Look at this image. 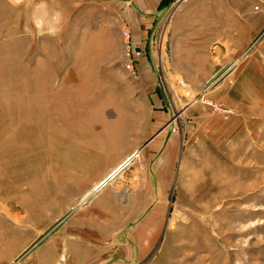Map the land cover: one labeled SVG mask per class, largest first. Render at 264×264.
I'll list each match as a JSON object with an SVG mask.
<instances>
[{
  "label": "rangeland",
  "instance_id": "obj_1",
  "mask_svg": "<svg viewBox=\"0 0 264 264\" xmlns=\"http://www.w3.org/2000/svg\"><path fill=\"white\" fill-rule=\"evenodd\" d=\"M149 1L0 0V214H97L89 264H264V0ZM124 162L147 205L79 204Z\"/></svg>",
  "mask_w": 264,
  "mask_h": 264
},
{
  "label": "crops",
  "instance_id": "obj_2",
  "mask_svg": "<svg viewBox=\"0 0 264 264\" xmlns=\"http://www.w3.org/2000/svg\"><path fill=\"white\" fill-rule=\"evenodd\" d=\"M161 1L162 0H157L158 6ZM148 2L150 1L140 0L142 5H149ZM216 2L227 5L226 0H219ZM138 5H134V7L136 9L138 8V12H141ZM142 12L148 13L143 9ZM137 116V114L133 115L132 119L135 120V123L133 129L131 128V130H129L133 132L132 135H135L134 138H131V148H134L136 143L141 141L146 134L149 133V112H143L141 118H137ZM139 120L140 123H137ZM144 123L146 126L145 130H143L144 126H142V129H139V124L144 125ZM135 151L128 156H131ZM110 171L103 178H100V180L106 179L111 173ZM82 173H85V168L79 166L78 174L81 175L78 181L79 184L81 183L82 175L84 176ZM160 174L164 175V170L161 172L158 170L151 174L149 168L142 167L133 170V175L130 177L129 181L126 180V183H123L121 186H110L109 182L113 177L102 187L99 186V183H101L99 180L100 182H96L89 191L83 194L79 204H82L83 201L96 192L93 195V198H96L93 200L97 204L108 208H111L113 203L119 205L120 203L117 202L118 200L122 201V205H133L134 200L137 199L136 204L138 206H143L144 197L145 204L147 205L151 181H155V177L159 180ZM74 187L80 188V186ZM127 193H129V196L126 201ZM107 210L110 211V209ZM77 212L73 214H76L74 219L78 223V229H70L68 228L69 224H67L65 227L63 226L62 229H57L50 233L44 231L45 227L36 229L27 224L31 218L28 215L11 213L0 214V264H89L87 263V255L89 256L96 252H94V248L91 249L87 247L84 225L91 226L98 219H96L98 215L95 214L92 216L86 214L88 211H85L84 214L80 213L82 212L80 208ZM63 219H65V216ZM123 219L124 217L122 220ZM43 221H48V218Z\"/></svg>",
  "mask_w": 264,
  "mask_h": 264
},
{
  "label": "water",
  "instance_id": "obj_3",
  "mask_svg": "<svg viewBox=\"0 0 264 264\" xmlns=\"http://www.w3.org/2000/svg\"><path fill=\"white\" fill-rule=\"evenodd\" d=\"M139 151H135L126 162H129ZM124 164H122V166H120L118 169H116L112 174H110L106 179H104L101 183H100V187H102L104 184H106L110 178H112L120 169L121 167H123ZM99 187V188H100Z\"/></svg>",
  "mask_w": 264,
  "mask_h": 264
},
{
  "label": "built area",
  "instance_id": "obj_4",
  "mask_svg": "<svg viewBox=\"0 0 264 264\" xmlns=\"http://www.w3.org/2000/svg\"><path fill=\"white\" fill-rule=\"evenodd\" d=\"M125 36L127 37V39L129 38V32L128 31H124ZM129 66H132V64H130Z\"/></svg>",
  "mask_w": 264,
  "mask_h": 264
},
{
  "label": "bare ground",
  "instance_id": "obj_5",
  "mask_svg": "<svg viewBox=\"0 0 264 264\" xmlns=\"http://www.w3.org/2000/svg\"><path fill=\"white\" fill-rule=\"evenodd\" d=\"M125 163H126V162H124L123 164L125 165ZM124 165H123V166H124ZM121 166H122V165H121Z\"/></svg>",
  "mask_w": 264,
  "mask_h": 264
}]
</instances>
